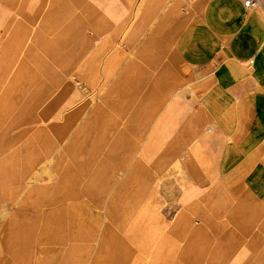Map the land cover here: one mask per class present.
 Returning <instances> with one entry per match:
<instances>
[{
  "label": "rangeland",
  "instance_id": "1",
  "mask_svg": "<svg viewBox=\"0 0 264 264\" xmlns=\"http://www.w3.org/2000/svg\"><path fill=\"white\" fill-rule=\"evenodd\" d=\"M46 1L0 6V264H85L90 247L97 264L118 247L264 264V203L215 169L222 135L177 63L206 0Z\"/></svg>",
  "mask_w": 264,
  "mask_h": 264
},
{
  "label": "crops",
  "instance_id": "2",
  "mask_svg": "<svg viewBox=\"0 0 264 264\" xmlns=\"http://www.w3.org/2000/svg\"><path fill=\"white\" fill-rule=\"evenodd\" d=\"M11 1L0 0V6H10ZM172 1L167 6L171 7ZM138 6L131 11H136ZM176 11L179 13V8ZM102 15L101 26L106 29L110 27V18H116L107 12ZM175 50L180 73L196 84L194 89L201 107L222 135L214 147L215 169L229 185L248 188L264 203L263 9L254 5L248 8L243 0H206L203 9L178 31ZM178 225L192 228L190 223L184 225L179 221ZM165 230L156 244L161 242ZM127 251L143 253L144 249L118 247L114 261L108 256L105 262L151 264L155 258L154 254L150 259L139 254L128 260ZM85 258V264L98 263L92 259V247Z\"/></svg>",
  "mask_w": 264,
  "mask_h": 264
},
{
  "label": "built area",
  "instance_id": "3",
  "mask_svg": "<svg viewBox=\"0 0 264 264\" xmlns=\"http://www.w3.org/2000/svg\"><path fill=\"white\" fill-rule=\"evenodd\" d=\"M243 3L246 7L250 8L256 3V0H243Z\"/></svg>",
  "mask_w": 264,
  "mask_h": 264
},
{
  "label": "bare ground",
  "instance_id": "4",
  "mask_svg": "<svg viewBox=\"0 0 264 264\" xmlns=\"http://www.w3.org/2000/svg\"><path fill=\"white\" fill-rule=\"evenodd\" d=\"M54 1H55V2H59V3H61L63 0H54ZM75 3H76V2H75ZM207 5H208V4H207ZM252 11H253V10H252ZM37 52H39V51H37ZM36 54H37V53H36ZM35 57H36L37 61L34 63V66L37 67V66L39 65V62H38V58H39V57L36 56V55H35ZM37 57H38V58H37ZM252 57H253V56H252ZM254 62H255V61H254Z\"/></svg>",
  "mask_w": 264,
  "mask_h": 264
}]
</instances>
